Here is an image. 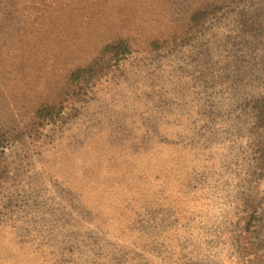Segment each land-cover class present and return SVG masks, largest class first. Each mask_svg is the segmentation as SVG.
<instances>
[{
    "label": "rangeland",
    "instance_id": "1",
    "mask_svg": "<svg viewBox=\"0 0 264 264\" xmlns=\"http://www.w3.org/2000/svg\"><path fill=\"white\" fill-rule=\"evenodd\" d=\"M197 1L149 4L165 9L140 36L164 33L160 47L119 62L56 123L8 125L0 264H240L252 209L264 255V0L217 7L164 42ZM12 10L0 0V29ZM17 52L0 48V92L20 121L52 86L42 55Z\"/></svg>",
    "mask_w": 264,
    "mask_h": 264
},
{
    "label": "trees",
    "instance_id": "2",
    "mask_svg": "<svg viewBox=\"0 0 264 264\" xmlns=\"http://www.w3.org/2000/svg\"><path fill=\"white\" fill-rule=\"evenodd\" d=\"M154 1L155 6L156 0H11L13 26L4 24L0 29V48H17L15 59L19 61L42 55L49 67L45 84L52 87L31 110L30 117L20 121L3 112L5 103H10L0 92L4 102L0 104V181L10 169L2 149L5 142L13 140L8 125L22 133L56 123L68 105L78 102L119 62L139 50L155 51L160 47L164 33L140 36L144 33V16L157 19L158 11L165 9L163 4L157 12L155 7L149 8ZM237 1H197L195 9H184L181 26L169 22L176 29L164 42L186 28L198 27L217 7L227 8ZM6 75L9 70L0 71L2 79ZM261 147L264 153V138ZM248 215L239 230L236 260L240 264H264L256 241L261 212L252 209Z\"/></svg>",
    "mask_w": 264,
    "mask_h": 264
}]
</instances>
